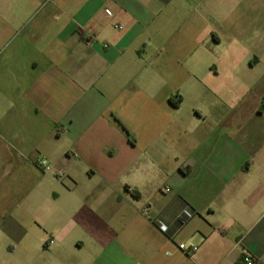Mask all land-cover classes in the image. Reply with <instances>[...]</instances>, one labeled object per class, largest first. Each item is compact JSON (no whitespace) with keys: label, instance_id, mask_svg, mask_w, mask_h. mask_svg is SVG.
Listing matches in <instances>:
<instances>
[{"label":"crops","instance_id":"obj_1","mask_svg":"<svg viewBox=\"0 0 264 264\" xmlns=\"http://www.w3.org/2000/svg\"><path fill=\"white\" fill-rule=\"evenodd\" d=\"M1 189L4 264H264V0H0Z\"/></svg>","mask_w":264,"mask_h":264},{"label":"rangeland","instance_id":"obj_2","mask_svg":"<svg viewBox=\"0 0 264 264\" xmlns=\"http://www.w3.org/2000/svg\"><path fill=\"white\" fill-rule=\"evenodd\" d=\"M50 166L52 167V165H50ZM51 170L46 171V174L48 176L47 177L48 180H47L46 184L42 185V187H41V189H46L47 190L46 194L41 195L40 200L42 202H46V201H48V202H53L54 201L55 202V201H57L56 198H57V193L58 192L56 190H54V189L52 190V187H54L53 184H56L58 186L60 184V185L63 186V184L68 182V178H67L66 175H62L61 174L60 177H57V176H55L56 173L52 172ZM6 179H7L6 186L7 187H9V185L13 186V184L9 183L11 178L8 177ZM78 180H79L80 184L87 183L88 176H85L84 174H81V175L78 176ZM16 197H17V195L13 191H10L9 189H8L7 192H4V190H2V189L0 190V202H1L2 199L6 200L8 202V203H4L5 208H7V209L4 208V209L0 210V219L3 218L2 217L3 216L2 213L4 211H8V208L13 206V203L15 202ZM17 218H19V215L17 213H13L11 219L16 220ZM1 234H2V232L0 231V235ZM0 237H1L0 238V243H2L3 242L2 235ZM7 243L10 244V243H13V242L11 240H7ZM0 264H4V262L2 261L1 257H0ZM5 264H9V263L5 262Z\"/></svg>","mask_w":264,"mask_h":264},{"label":"built area","instance_id":"obj_3","mask_svg":"<svg viewBox=\"0 0 264 264\" xmlns=\"http://www.w3.org/2000/svg\"><path fill=\"white\" fill-rule=\"evenodd\" d=\"M118 27V26H117ZM38 164L45 170V171H49L52 167L50 166V164L48 163V161L44 160V159H40L38 161ZM170 188L169 187H165L162 189V192H169ZM144 213L146 215H150V209L149 207H145L144 208ZM195 212L190 209V208H184L181 212H179L175 218V225L177 226V228L180 230L182 229L184 226H186L188 224V222L195 216ZM155 225L157 226V228L162 232L167 234L169 232L170 226L166 223H164L161 220H154ZM52 242V241H50ZM180 250H183L184 252H186L187 254H191L197 251L198 246L195 244H185V243H181L178 245ZM243 263L244 264H255L256 260L248 255L245 254L243 256Z\"/></svg>","mask_w":264,"mask_h":264},{"label":"trees","instance_id":"obj_4","mask_svg":"<svg viewBox=\"0 0 264 264\" xmlns=\"http://www.w3.org/2000/svg\"><path fill=\"white\" fill-rule=\"evenodd\" d=\"M125 189L128 190V187H126ZM238 264H244V263H243V258H241V260L238 261Z\"/></svg>","mask_w":264,"mask_h":264}]
</instances>
